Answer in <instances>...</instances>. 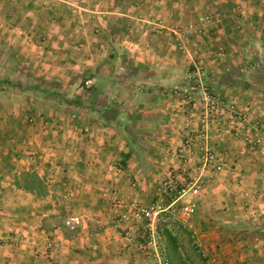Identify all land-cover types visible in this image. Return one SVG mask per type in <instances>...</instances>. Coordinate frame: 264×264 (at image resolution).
Here are the masks:
<instances>
[{
  "label": "rangeland",
  "instance_id": "374dc122",
  "mask_svg": "<svg viewBox=\"0 0 264 264\" xmlns=\"http://www.w3.org/2000/svg\"><path fill=\"white\" fill-rule=\"evenodd\" d=\"M31 1L33 2V0H0V173L4 175L0 177V192L6 190L5 193L0 194V204H5L11 199L19 203L30 201L32 198L30 195L45 198L48 196L51 203V216H49L48 222L49 228H53V225H60L59 231L65 236H69L82 228L84 223L80 215L74 214L73 210L64 211V205L60 204L63 203V201H71L66 205H69L68 208L70 209L74 207V203L72 202L74 181L69 174L70 172H74L76 163L73 158H71L72 146L67 139H65V136L69 134L70 138L73 139V136L76 137V131H80L75 127V116L80 114L78 111L83 112L84 110H80L78 107L79 104L77 105V103L81 102L82 106L87 107L88 112L83 113H89V110H96L94 107L95 102L91 98V93H94L95 90L102 91L104 97L101 98L99 106H104L106 102L105 94L111 90L113 92L115 91V93H117L115 97L111 98L113 100L110 99L111 102L108 104V107H111V109L110 113H107V115L112 118H119V121L125 124H128L127 121H131L130 118H132L135 121L133 122L137 124L140 119L144 122L150 119L152 121L153 119H158L157 115H152V112H154V97L152 96L150 99H145L142 95L154 91L157 94L159 93L162 97L160 99L161 101H159V106L161 107L163 117L165 115H170L167 113L168 110L172 109L173 111V108L176 109V112L174 111L173 114L174 117H171L177 119V121L172 123L177 124L179 131L176 129H172L171 131H177L179 135L183 134V139L176 150V156L182 161L186 160L184 157L185 152L180 150L184 149L185 136L188 130L181 124V118L184 116L186 118L184 123L189 124L190 120H192L191 116L195 111L198 120L200 119L203 105L201 102H198L200 95L198 94L197 86L201 83L200 80H202V84L207 85L206 80L209 76L208 70L204 67L202 60H200L202 57L199 55V49L198 51L194 50L198 53L195 54L192 47L195 45H202L203 48L206 49L205 52L211 54L213 61L225 60L229 57L230 53L224 45L219 44V28L230 27L235 33V35H233L235 39L238 36L237 33L243 30L242 17L255 16L252 21H259V23L262 24V20L264 19V0H186L187 6L189 4L194 5L193 1H195L196 6L194 5L195 8H193V11L197 17L173 21L175 20V16H173V23L171 24H169V20L162 15L165 12L164 10L163 13H157L149 19L150 21L147 23L149 26L148 34L154 35L159 31L170 33L177 52L182 55L181 58L183 63L172 67L168 64L156 66V70L161 74L160 84L157 82L153 84L154 82L151 81L146 85L137 83V79L135 81L131 79V77L141 73L139 67H123L119 64H107L102 67H97L96 69L88 66L75 65L52 68L51 66L44 67L37 64L36 61L38 58H35L34 55L31 56L30 53L27 54L25 49V42H29V40H27L29 34L27 29L30 28L32 24V18H29V14L32 11L31 6H29ZM70 1L76 2L75 6L73 4L70 9H62L61 5H63V3H58L61 7L58 6L57 11L60 12L59 9H62L63 15L61 20H53L63 22L61 25L66 29L74 28L75 31H73V33L77 32V35L74 37L75 42H77L76 39L79 41L85 38L80 34L79 27L89 28L94 39L98 40L102 38L103 32L106 31L104 26L107 24V26L110 27V22L102 26L103 23H100V20H96L98 22V24H96L95 13H89L92 15V19L89 20V18L85 16V14L88 13L80 10L83 6H79V4H82L84 0ZM88 1L89 0H85V5L93 3L92 5H98L101 9L105 8L107 10H112L111 7H115L118 9L117 13L120 12L118 16L125 14L119 11L123 5L127 12L129 11V7L138 4V0H90L91 3ZM143 1H145L143 2L144 5L150 7V10L146 8L142 10V12L146 14H150V11L154 14L158 10L164 9L166 2V0ZM40 2L41 0L36 1L38 6L34 12L39 15L49 14V11L41 9L39 5ZM126 2H128V5H126ZM185 2L182 0L179 4L185 7ZM177 3L176 5H178ZM47 5L52 6V2L49 1L48 4H43L45 7H47ZM174 6L175 4L172 5V7ZM155 8H158V10L155 11ZM244 8L248 10H243ZM92 10L96 11L95 7H92ZM244 11H246L245 14L243 13ZM137 13L138 9L136 10L133 8L131 12H127L126 14L136 17ZM74 15L78 18H75ZM40 17L35 20L45 22V19ZM116 22L118 23L113 25V27H119L113 30L115 33L116 31L118 32V34L114 35V41L120 45L119 48H114V51L118 58L128 57L127 53L130 52V54H132L133 52L128 51L126 53L123 51L122 47H126V45L121 43L127 42V40L130 41L128 36H136V34H134L135 32L132 34L127 33L125 28L121 26V20L115 21V23ZM125 24H127V22ZM127 25L131 26L132 24ZM130 26L127 27L132 30L133 28ZM121 31L125 32L121 33ZM43 36L44 35H37L36 37L39 38V41L42 39V42H46L45 39L43 40ZM233 37H230V39H233ZM45 53L46 51H44V54ZM154 54L160 60L170 57L169 48ZM154 54H151L150 57H154ZM109 55L110 51L104 53V57L108 58ZM261 59L264 60V58ZM243 60H247L244 62V65L242 64L241 68H243V70H260L261 63L257 64V62L251 58L250 60L246 58ZM165 61L169 60L167 59ZM253 62L256 63L254 64ZM142 69H151L150 71H154L153 67H142ZM156 70L155 72L157 73ZM44 72L49 74L50 78L47 79L49 84L43 83L46 81V79H43ZM53 72L54 75L52 74ZM199 72H203L204 76H199ZM57 74L63 75V77ZM96 75L102 78L101 82H99V89H95L96 84L92 79V77ZM55 76L59 77L60 80H55ZM129 76H131V80ZM89 81H91V83H89ZM242 83L247 84L248 88L245 94L244 92L241 93V95H243L241 98L238 96L233 98L220 95L214 91L213 88L211 89L208 85L207 86L217 95L231 102H235L236 107L241 112L246 113L247 121L250 123V129H252L251 134L247 135L252 137L256 134L255 125H259L264 129V108L254 105L253 102L255 100L258 102L264 101V82L257 83L254 80L244 81ZM255 83L256 85H254ZM45 85L50 87H48L49 92L46 91ZM252 87L255 88L254 94L256 98H252L253 96L248 94L249 92H253V90H251ZM122 91L126 93V97L122 96L120 93ZM130 92L134 93V95L127 97ZM157 102L156 105L158 104ZM169 106L172 108H169ZM193 106L195 107L194 109ZM92 116L97 117L98 115L94 113ZM128 125L132 124L130 123ZM56 128H58V130ZM168 131L169 126H163L157 130L150 128H141L137 130L122 129L116 130L115 133L119 135L120 143L122 142L124 144L125 141L128 143L131 142L130 144L133 145L132 149L137 152V155L140 157H143L142 155H144V157H149L150 159H147V161L142 158L145 162H142V165L148 168V170L153 169L152 171H155V169L158 168L153 167L155 163L153 161V156L158 158L166 157V160H163L165 163L170 158L169 152L166 153L169 149V144L164 145V148L159 146V142L155 143V141L159 140L158 135L160 133L164 136L162 143L168 142ZM90 132L91 131L84 134L89 135ZM236 138L245 141L243 136ZM55 139L57 140L56 143H58L57 148L51 146ZM135 140L137 141L136 144L134 142ZM245 142L247 143V141ZM129 145H127V148L125 147L124 150L127 149L129 152ZM247 147L249 151L254 153L264 148V144L260 145L255 150H251L248 143ZM162 149H165L164 153L166 154L162 152ZM122 155L125 154L122 152ZM56 157H59V162H53L51 159ZM156 165L162 167L160 163ZM143 166H141V163L139 164V167ZM116 168L125 170V162L123 160L119 161ZM185 173L187 172L181 173L182 175L177 177L172 175L169 178H162L157 185V193L160 199L150 203L151 205L158 203L164 210L161 214L163 220L159 227L162 245L159 247L158 253L151 251L148 255H143L134 243H131L126 238V232L128 230H131L133 235H136L137 238H143L146 224L145 220H136L130 217L127 221H121L122 215H128L132 207L135 205H143L138 203L130 204L127 209L125 208L117 213V215L115 214L116 216L112 220L114 228L121 237L127 240L132 250L139 255L142 263L264 264V209L254 212V214L244 219L237 220V222H229V220H227V224L224 222L225 225H220V227L212 224L201 226V231L196 234L189 232L183 227L178 228V226L182 225L181 222H187L194 218L199 205L200 196L195 199L197 203L196 212L190 218L182 219L179 215L174 214L172 209L180 208L183 203L190 201L192 197L188 195L173 201L171 195L167 196L163 193L162 187L165 181L171 180L173 177L181 180L183 183L190 182L192 177H189ZM14 174L15 177H12ZM30 174L42 180L45 196H39L37 191H33V193H27L25 191L23 188L25 185L24 176ZM212 178L207 179L206 184ZM203 188L204 186L201 192ZM35 190H38V188H35ZM168 198L171 200V206L166 208L161 200L164 201V199L167 200ZM150 204L148 206H151ZM250 212L253 213V211ZM71 216H78L82 220L81 226L76 229V231L70 230L66 225V220ZM213 216L222 221L228 219V216L223 213L218 214L215 212ZM23 217L25 218V216ZM167 231L173 233V237L176 238V248L169 242ZM25 237L26 235L23 234L18 240L25 239ZM55 237L51 235L48 236L45 240L46 244L43 245L46 250L44 249V252H39L40 255L44 256L43 260L45 262L50 261L52 257H54L52 253L57 249L54 244L59 241L55 239ZM55 240L57 241L54 242ZM48 242H50L51 246ZM1 244H4V242H1ZM178 252L181 253L178 255Z\"/></svg>",
  "mask_w": 264,
  "mask_h": 264
},
{
  "label": "crops",
  "instance_id": "0c3cea01",
  "mask_svg": "<svg viewBox=\"0 0 264 264\" xmlns=\"http://www.w3.org/2000/svg\"><path fill=\"white\" fill-rule=\"evenodd\" d=\"M36 1L38 0H33V2L29 3L32 10L29 18H32V24L27 29L29 32L27 40L29 42H25V49L27 54L30 53L31 56L34 55L35 58H38L37 64L44 67L51 66L52 68L75 65L96 69L107 64H119L123 67H139L141 73L133 77L129 76V79L130 77L134 81L137 79V83L145 85L151 81L154 82L153 84H156V82L160 84L161 74L156 70V66L168 64L172 67L183 63L182 55L177 52L170 33L159 31L154 35L148 34L149 26L147 23L150 21L149 19L157 13H163V10L165 12L162 15L169 20V24L173 23V16H175V20L173 21L197 17L193 11L195 1H193L194 5L188 3L189 5L187 6V1L183 0V2L186 1V6L184 7L179 4L182 0H166L164 9L158 10V8H155L154 10H158L157 12L152 14V11H150V14H146L142 10L144 8L148 10L150 7L144 5L143 2L145 1L138 0V4L129 7V11H127L129 13L133 8L138 9V16L136 14V17H133L126 14L124 5H121L122 7L119 11L125 14L118 16L120 12L117 13L118 9L115 7H111L112 10L101 9L98 5H92L93 3L90 0L88 2L91 4L85 5L84 0L82 2L83 5L79 4V6H83L80 8L81 11L88 13L85 16L90 20L92 19L91 14L93 12V14L95 13L96 24H98L96 20H100L99 22L103 23L102 26L110 22V27L107 24L104 26L106 31L103 32L102 38L98 40L92 37L89 28L79 27L80 34L85 38L83 37L84 39L79 41L76 39L77 42H75L74 37L77 35V32L73 33L75 31L74 28L66 29L61 25L63 22L53 19L61 20L63 15L62 9H70L73 4L75 6L76 2H71L70 0H41L39 4L41 9L47 10L50 13L39 15L34 12L38 6ZM49 1L52 2L53 7L49 6L50 4L47 7L43 6V4H48ZM59 2L63 3L61 5L62 9H59L60 12L57 11V7L60 6L58 5ZM126 3L128 5V2ZM174 4L175 6L172 7ZM92 7H95L96 11H93ZM243 10L248 9L244 8ZM243 13L245 14L246 11ZM39 17L45 19V22L35 20ZM74 17L78 18L76 15ZM253 18L255 16L241 18L243 30L237 33L238 36L235 39L233 37L235 33L230 27L219 28V44L224 45L231 55L227 54L229 57L225 60H214V62L211 54H207L205 52L206 49L202 45L192 47L193 51H198L199 49V55L202 57L200 60H202L204 67L208 70L209 76L207 77L206 84L220 95L233 98L238 96L241 98L243 96L241 93L244 92L245 94L248 88V85L242 82L254 80L257 83L264 82V60L261 59L264 58V19L261 24L259 21H252ZM118 20H121V26L125 28L127 33L132 34L135 32L134 34H136V36H128L130 41L127 40V42L121 43L126 45V47H122L123 51L126 53L128 51L133 52L132 54L130 52L127 53L128 57L118 58L114 51V48H119L120 45L114 41V35L118 34V32H113L115 28L119 27H113V25L118 23H115V21ZM126 22L127 24H132V30L127 27L130 25L125 24ZM125 31H121V33ZM37 35H44L43 40L45 39L46 42H42V39L39 41V38L36 37ZM230 37H233V39H230ZM168 48L170 57L160 60L155 56L154 53H160ZM44 51H46L45 54ZM107 51H110L108 58L104 57V53ZM195 51L194 53L198 54ZM151 54H154V57H150ZM244 58L249 60L250 58L254 59L257 64L261 63L260 70H243L241 68L242 64L244 65V62L247 61L243 60ZM167 59L169 61H165ZM256 62L253 63L255 64ZM142 67H153L154 71H150L151 69L145 70ZM52 74L54 75V72ZM57 75L63 77V75ZM43 76V79L46 80L50 78L49 74L45 72ZM92 79L96 84L95 89H99V82H101L102 78L96 75ZM55 80H60V78L55 76ZM251 90L253 92H249L248 94L253 96L252 98H256L254 94L255 88L252 87ZM116 93L111 90L105 94L106 102L104 106H99L104 93L99 90L91 93L96 110H89V113H83L88 112L87 107L78 106L80 110L84 111H78L80 114L79 128H77L80 130L87 125V128L91 131L90 134L85 135L80 130L76 131V137L73 136V139L70 138L69 134L65 136V139L72 146L71 158L76 163L74 172H70L69 174L74 181L72 191L74 207L70 209L68 208L69 205H66L71 201H63L60 204L64 205V211L73 210L74 214L80 215L84 222L83 227L69 236H65L59 231L60 225H53V228H49L51 203L48 196L45 198L30 195L32 197L31 200L23 203L11 199L5 204H0V210H2L0 211V264H143L139 255L128 245L127 240L121 237L114 228L112 220L117 213L125 208L127 209L130 204L138 203L148 206L153 201L159 200L157 185L162 178H169L172 175L176 177L181 176V173L184 172H187L185 173L187 175L197 173L199 160L196 153L193 157L183 161L176 156V150L183 139V134L179 135L177 131H171L172 129H179L176 123H172L177 121V119L171 117L174 111L176 112V109L173 108V111L172 109L168 110L167 113L170 115L163 117L161 107L159 106V101H161L162 97L155 91L145 93L142 97L145 99L154 97V112H152V115H157V120L153 119L152 121L150 119L144 122L140 119L141 121L138 120L137 124H135L134 119L130 118L131 121L127 122L132 125L123 122L119 123V118L107 119L105 121L102 115L110 113L111 107H108V104L111 102L110 99L116 96ZM120 93L126 97L125 92L122 91ZM131 95H134V93L130 92L127 97H131ZM156 102L158 103L157 105ZM253 102L254 105L264 108L262 106L264 105V101L258 102L255 100ZM169 108L172 107L169 106ZM91 113H95L98 116L93 117ZM195 113L194 111L189 124L184 123L186 118L182 116L181 124L187 130L197 132L199 120ZM163 126H169L168 142L162 143L164 136L160 133L158 135L159 140L155 141V143L159 142L160 147L169 144V149L166 153L169 152L170 158L166 163L163 162V160H166V157L158 158L153 156V161L155 162L153 167L158 169L152 171L153 169L148 170V168L144 167L142 162L141 166L143 167H139L140 158L147 161V159H150L149 157H144V155H142L143 157L139 155L129 158L125 157L128 151L127 149L124 150V148H127L128 142L125 141L124 144L120 143L119 135L115 133L116 130H119L120 127L126 130L141 128L157 130ZM56 129L58 130V128ZM251 132L252 129L249 130L248 134H251ZM212 134L211 145L215 154L223 163L224 169L204 186L199 197L200 201L194 218L187 222L183 221L181 222L182 225L178 226V228L183 227L189 232H193V234L199 233L201 226L212 224L220 227V225L227 224V220L229 222H237V220L244 219L254 214V212L264 209V148L259 150V152L252 153L248 150L247 143L240 138L224 137L216 129H214ZM56 142V139L53 140L51 146L57 148L58 143ZM122 152L125 155H122ZM162 152L164 153L165 149H162ZM51 159L53 162H59V157ZM122 160L126 165L125 170L116 168L118 162ZM158 163L162 167L157 166L156 164ZM3 176V173H0V177ZM12 177H15V174ZM5 191L0 192V194L5 193ZM25 191L33 193L28 190ZM39 196L45 195L41 194ZM161 201L165 205L164 207L168 208L171 206L169 198ZM250 211H253V213ZM215 212L225 214L228 216V219L224 221L219 218L216 219L213 216ZM23 234L26 235L25 239L18 240ZM50 235L56 236L55 239L59 241L54 244L57 248L52 253L54 257L52 259L50 257L51 260L45 262L43 260L44 256L40 255L39 252H44V249L46 250L43 245L46 244L45 240ZM1 242H4V244H1ZM48 244L51 246L50 242ZM180 253L178 252V255Z\"/></svg>",
  "mask_w": 264,
  "mask_h": 264
},
{
  "label": "built area",
  "instance_id": "2783aa9c",
  "mask_svg": "<svg viewBox=\"0 0 264 264\" xmlns=\"http://www.w3.org/2000/svg\"><path fill=\"white\" fill-rule=\"evenodd\" d=\"M202 75L203 72H199V76ZM200 82L197 86V91L200 95L198 102H201L203 109L199 119L198 131L188 130L186 132L184 149L180 150L185 152V159L193 157L195 153L197 154L199 160L198 172L188 175L192 177V180L188 183H183L173 177L171 180L165 181L162 187L163 193L167 196L171 195L173 201L188 195L192 197L190 201L183 203L180 208L172 209L173 213L179 215L182 219H188L196 212L197 203L195 199L200 196L201 189L206 185L207 179L219 174L224 169V165L215 154L211 145L214 129L227 138L243 136L250 145L251 150H255L264 144V129L261 126L255 125L256 134L252 137L248 136L250 123L247 121L246 113L241 112L236 107L235 102L217 95L207 85L202 84V80ZM139 206L135 205L132 207L128 215L123 214L121 221H127L130 217L136 220H145L144 236L143 238H137L131 230H128L126 238L131 243H134L143 255H148L151 251L158 253L159 247L162 245L159 227L163 220L161 214L164 210L158 203L145 207ZM81 223L82 220L78 216H71L66 220V225L70 230L76 231L81 226Z\"/></svg>",
  "mask_w": 264,
  "mask_h": 264
},
{
  "label": "trees",
  "instance_id": "16d2710c",
  "mask_svg": "<svg viewBox=\"0 0 264 264\" xmlns=\"http://www.w3.org/2000/svg\"><path fill=\"white\" fill-rule=\"evenodd\" d=\"M43 80V79H42ZM45 81V80H44ZM44 84L45 83H47V84H49V82L46 80L45 82H43ZM48 85H45V88H46V91H48L49 92V89H48ZM50 88V87H49ZM79 104V105H78ZM82 103L80 102V103H77V105L78 106H80ZM78 114V113H77ZM77 117H78V120H77ZM104 117V119H105V121L107 120V119H109V120H112L113 118L112 117H110L109 115H107V114H105V115H102V118ZM75 118H76V120H75V127L76 128H79V115H76L75 116ZM115 119V118H114ZM119 123H121V121L119 122ZM119 125V124H118ZM120 126V125H119ZM121 126H123V125H121ZM81 130V132L84 134V133H88L89 131H90V129H88L87 128V125L86 126H84L83 128H81L80 129ZM119 130H122V127H120V129ZM124 130H126V129H124ZM135 142V144H136V140L134 141ZM131 142H129L128 143V145L130 144ZM135 146V145H134ZM132 147H133V145L132 144H130L129 145V152L125 155V157L126 158H129V157H131V156H134V155H137V152H135L134 151V149H132ZM131 148V149H130ZM141 160H140V163L141 162H144L143 161V159L142 158H140ZM145 163V162H144ZM143 163V164H144ZM24 182H25V185L23 186V188L25 189V190H28V191H31V192H33V191H37V194L38 195H41V194H45V190H44V185H43V182H42V180H39L35 175H25L24 176ZM35 188H38V190H35ZM167 237H168V239H169V242L176 248L177 246H176V238L175 237H173V234L171 233V232H169V231H167ZM246 237V236H245Z\"/></svg>",
  "mask_w": 264,
  "mask_h": 264
}]
</instances>
